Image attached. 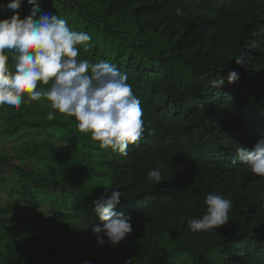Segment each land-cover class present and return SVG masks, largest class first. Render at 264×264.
Segmentation results:
<instances>
[{
    "label": "trees",
    "instance_id": "16d2710c",
    "mask_svg": "<svg viewBox=\"0 0 264 264\" xmlns=\"http://www.w3.org/2000/svg\"><path fill=\"white\" fill-rule=\"evenodd\" d=\"M72 1L37 0L50 5L38 15H76L94 31L78 58L128 77L146 130L123 156L46 100L0 108V264H264V177L236 158L264 130V0H88L87 13ZM30 8L22 0L21 19ZM13 14L0 10V19ZM232 70L239 80L229 84ZM219 77L223 86L210 88ZM161 163L162 181H148ZM112 189L132 232L115 246L101 234L100 245L92 202ZM209 193L232 201L229 221L193 233L188 220L205 213Z\"/></svg>",
    "mask_w": 264,
    "mask_h": 264
},
{
    "label": "clouds",
    "instance_id": "9594fccd",
    "mask_svg": "<svg viewBox=\"0 0 264 264\" xmlns=\"http://www.w3.org/2000/svg\"><path fill=\"white\" fill-rule=\"evenodd\" d=\"M27 3L31 8L23 19L18 11L22 0L0 4V10L14 13L0 19V108L20 109L33 101L46 100L51 109L74 117L77 130L90 134L101 149L127 156L129 145H138L146 130L141 101L127 82L128 77L108 61L93 63L78 58L79 46L87 50L91 35L72 30L57 15H38L37 0H27ZM176 15L183 16V9L177 7ZM234 59L237 65H246L244 52ZM238 80L237 71L228 72L229 84ZM224 83L223 78H213L209 86L219 88ZM46 119L55 120V112L49 111ZM259 131L260 139L251 149L237 147L236 158L252 173L264 177V130ZM163 169L161 163L148 170L147 180L159 184ZM121 197L119 190L112 189L110 196L105 193L92 202L101 223L91 225V230L100 245L105 242L101 234L115 246L132 232L131 217L114 211ZM204 205L206 210L201 217L188 220V228L193 233L207 232L229 221L233 206L230 199L209 193Z\"/></svg>",
    "mask_w": 264,
    "mask_h": 264
},
{
    "label": "rangeland",
    "instance_id": "374dc122",
    "mask_svg": "<svg viewBox=\"0 0 264 264\" xmlns=\"http://www.w3.org/2000/svg\"><path fill=\"white\" fill-rule=\"evenodd\" d=\"M79 10H81L83 13H87L88 12V0H73L72 1ZM39 7H40V11L42 12H45L46 10L50 9V5L48 3H41L39 2ZM76 15H73V20L76 22V19H75ZM64 19V18H63ZM74 21L71 20V18H67V23L69 25V27L72 29V30H75V31H85L86 28L85 27H81V26H76ZM88 33L92 36H95V33L94 31L90 30L88 31ZM127 35H129V38L132 40V42L135 44L137 42L136 40V31H131V32H128ZM101 43V41H100ZM124 45V44H122ZM125 48H127V46L124 45ZM111 54H115V49L112 50V51H109L108 55ZM6 200L3 199V198H0V206H4L6 204ZM51 210H44V213H50ZM20 232L22 234H26V235H31L32 234V229L31 228H23L20 230Z\"/></svg>",
    "mask_w": 264,
    "mask_h": 264
}]
</instances>
